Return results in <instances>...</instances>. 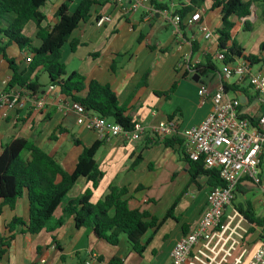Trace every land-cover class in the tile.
Here are the masks:
<instances>
[{
    "label": "crops",
    "instance_id": "obj_1",
    "mask_svg": "<svg viewBox=\"0 0 264 264\" xmlns=\"http://www.w3.org/2000/svg\"><path fill=\"white\" fill-rule=\"evenodd\" d=\"M79 1L70 0L68 14L73 12ZM63 2L64 0H48L44 3L39 9L44 17L41 27L51 26L56 22L54 12ZM158 2L163 9L153 13L150 18H145L143 11L129 18H122L110 6L109 0H105L102 5L93 6L87 20L78 23L71 32L68 41L78 43L75 50L70 52L67 42L60 51L64 68L70 67V72L80 75L86 81L93 80L100 85H107L117 104L125 109L131 120L145 127L144 134L138 140L101 137L96 132L84 130L75 123L73 113L62 115L61 104L68 100L58 90L47 96L41 112L32 111L26 104L23 109L9 112L5 119L0 118V138L5 136L8 143L15 138L31 141L54 158L67 173L73 170L81 151V146L73 145L70 138L76 139L85 147L99 142L93 160L102 177L91 190L90 202L100 199L109 186L125 188L124 198H130L129 206H143L151 216L163 218L160 225L153 234L149 231L144 233L140 239L143 250L136 254L129 249L123 236H119L117 244L111 246L102 239L94 238L88 229H75L70 217H64L60 221L62 203L39 233L21 234L16 228L0 258V264H37L40 258L46 264H82L88 253L95 254L102 264H108L111 259L120 264H167L175 242L191 230L203 212L209 186L203 176L190 180V164L183 153L179 135L157 141L150 138L148 131L168 118L179 129L194 126L211 112L209 97L201 100L197 91L201 86L207 89L208 95L215 91L220 82V63L213 59L217 53L214 38L204 40L199 27L202 26L214 37V30L219 27V14L217 9L209 10L207 1L202 8L179 20L177 30L174 31V26L164 18L162 11L172 16L174 10L188 5L189 0ZM262 12L264 5L251 3L249 15L234 20L230 35L241 49V56H252L258 61L251 64V70H258L264 75V21L260 18ZM105 15L109 16V22L100 27L94 26L95 18ZM245 21L250 24L249 31H242ZM31 27L30 44L37 48L40 42L34 38L36 30L32 23ZM246 33L251 35L250 40L241 47L242 34ZM237 36L241 42H236ZM3 43L4 40L0 39V47ZM192 44L196 45L193 53ZM253 46L257 50V57L250 53ZM3 53L6 58L14 60L19 70L26 67L27 64L23 61L28 55L26 52H19L14 45H8ZM205 58L210 59L214 68L198 76L194 68L202 67ZM9 74L7 64L0 55V80L10 77ZM40 76L39 72L38 79ZM193 76H196L197 81L191 80ZM41 85L44 87L36 94L38 97L48 86ZM225 86L237 88L233 92L227 91L226 96L239 99L240 114L253 119L264 114V105L259 106L254 102L248 86ZM244 88L247 93L240 91ZM157 93L164 95H155ZM248 96L253 98L250 103L247 101ZM51 134L52 140L49 139ZM1 146L2 144L0 150ZM247 182L249 181L245 179L238 182L232 202L225 209L224 215L230 214L234 205L239 204L234 203L236 194L247 191L243 187V183ZM262 186L264 184L257 186L261 194L257 201L259 211L249 201H244L250 204L257 218H264V209L260 205L264 198ZM87 188L89 184L86 180L78 178L66 194L65 201L77 198ZM13 217L26 222L27 201L24 195L16 200L13 210L7 206L0 208V239L7 237L4 226ZM248 228L250 226L243 220L241 239L226 264H231L232 259L241 251L244 254L240 264H246L259 242L264 240L259 228L252 227L253 231L249 234Z\"/></svg>",
    "mask_w": 264,
    "mask_h": 264
},
{
    "label": "trees",
    "instance_id": "obj_2",
    "mask_svg": "<svg viewBox=\"0 0 264 264\" xmlns=\"http://www.w3.org/2000/svg\"><path fill=\"white\" fill-rule=\"evenodd\" d=\"M47 1L0 0V39L4 40L0 47V55L10 72L5 88L17 90L21 95H24L25 91L38 94L44 87L39 83L38 73L40 72L46 76V84L56 85L59 93L68 100L78 103L100 118L119 125L123 130L130 131L135 122L131 120L125 109L117 104L109 87L93 80L86 81L74 72L65 74L64 66L60 61V51L64 44L68 42L67 47L70 52H73L78 45L76 41H68L71 32L78 23L87 20L93 6L102 5L105 0H80L71 14L67 11L70 0H64L54 12L53 17L56 22L51 26L41 27L44 17L39 9ZM206 1L209 3V10H218L219 27L214 30V42L217 52L224 56L223 64L232 63L239 58L250 64L258 63L252 56H241V49L232 40L230 32L234 26V20L249 15L251 3L264 5V0H189L188 5H182L174 10L173 15H177L181 20L200 8ZM148 4L156 11L163 9L158 0H148ZM260 18L264 21V12L261 13ZM28 22L32 23L36 30L34 38L40 42L37 48L32 47L30 40L21 34L23 26ZM249 29L250 24L243 22L242 31H249ZM8 45H14L19 52L30 55V62L24 69L19 70L14 60L6 58L3 49ZM195 50L196 45L192 44V53ZM262 63L264 64V61ZM213 68L214 65L210 59L205 58L203 66H195L194 72L201 76ZM235 89H237L235 86L223 88L225 93L233 92ZM246 89L249 90L248 87ZM246 89L240 91L247 93ZM155 95L161 96L164 93ZM252 99L248 96L247 101L250 103ZM255 119H249V121L253 123ZM49 139H53L52 134ZM70 140L73 145L81 146V151L70 173L63 171L54 158L48 156L29 140L15 138L1 146L0 208L7 206L13 210L16 200L24 195L27 201V219L24 223L13 217L5 224L7 237L0 239V258L12 240L16 228L21 234L39 233L62 203L60 221L64 217H70L75 229H88L94 238L102 239L111 246H115L119 236H123L129 249L136 254H140L143 250L144 246L140 243V239L144 233L149 231L153 234L160 225L163 218L157 219L151 216L143 206L133 208L129 206L130 198H124L125 188L109 186L100 199L91 203V190L96 187L102 177L93 160L100 143L94 142L85 147L74 138ZM189 164L191 181L203 176L210 188L221 186L216 171L204 170L201 161H189ZM78 178H84L89 188L77 198L65 201L66 194ZM234 210L250 226L247 230L248 234L253 231L252 227H255L260 229L264 237V218L255 217L248 202L234 205ZM263 237L261 236L260 239ZM108 264L120 263L111 259Z\"/></svg>",
    "mask_w": 264,
    "mask_h": 264
},
{
    "label": "built area",
    "instance_id": "obj_3",
    "mask_svg": "<svg viewBox=\"0 0 264 264\" xmlns=\"http://www.w3.org/2000/svg\"><path fill=\"white\" fill-rule=\"evenodd\" d=\"M147 2L148 0H109L110 6L122 18H129L141 11L145 13V18L152 17L157 11L147 5ZM162 14L176 31L178 16H169L166 11H162ZM109 20L107 15L98 17L94 20V26L100 27ZM199 31L204 40L214 38L202 26ZM213 59L220 63V82L210 95L203 86L197 91L201 100L209 97L211 112L194 126L179 129L173 120H165L148 131L150 138L157 141L179 135L186 159L190 162L201 161L203 169L216 171L221 182V186L209 187L203 212L191 230L175 242L167 264H226L241 239L243 219L235 210L228 215H224V211L230 206L239 181L245 179L256 186L261 184L258 166L264 156V114L251 123L249 119L253 118H244L238 111L239 99L227 97L223 88L226 84L246 85L254 96V102L261 106L264 105V75L258 70L253 72L251 64L241 58L223 64L224 56L217 52ZM23 61L25 64L29 63L30 55L24 57ZM8 81L9 77L0 80L2 119L9 112L23 109L26 104L32 111L41 112L47 96L58 90L53 84L48 85L40 97L28 91L21 95L17 90L5 88ZM61 112L62 115L73 113L78 126L96 132L101 137H120L127 141H136L145 132V127L139 123H134L130 131H125L119 125L98 117L70 100L61 104ZM260 205L264 209V198ZM243 254L241 251L232 259L231 264H240ZM37 264H46V261L40 258ZM82 264L102 262L98 261L95 254L88 253ZM246 264H264V240L259 242Z\"/></svg>",
    "mask_w": 264,
    "mask_h": 264
},
{
    "label": "rangeland",
    "instance_id": "obj_4",
    "mask_svg": "<svg viewBox=\"0 0 264 264\" xmlns=\"http://www.w3.org/2000/svg\"><path fill=\"white\" fill-rule=\"evenodd\" d=\"M202 5L200 6V8H202ZM31 29H32L31 23L30 22L26 23L23 26V28H22V33H21L22 36L29 39L30 38V31H31ZM255 31H256V29H255ZM242 36H243V41L242 42L240 40V37L237 36V38H236V42L237 41L241 42V44H240L241 47H243L244 44H246V43L249 42L251 35H249L248 33H246V34H242ZM250 53L253 56H256L257 57V50H256L255 46H253V48L251 49V52ZM60 61L63 63L62 58L60 59ZM70 69H71L70 67H66V68H64V72L66 74H68L70 72ZM39 82L41 84H46L47 83L46 82V76L44 74H42V73H41V76L39 78ZM8 141L9 140H7L5 138V136L2 137V138H0V144H2V146L3 145H6L8 143ZM259 171H260V174H259L260 175V182H261V184H264V156L261 157ZM243 187H245V189H247V191L244 194H236V197H235V200H234L235 202L234 203L236 204V203H242L244 201H249L252 204V206L255 208V210H258L259 211V206L257 204L258 199L261 197V194L259 192V189L257 188L256 185H253L250 182L243 183Z\"/></svg>",
    "mask_w": 264,
    "mask_h": 264
},
{
    "label": "water",
    "instance_id": "obj_5",
    "mask_svg": "<svg viewBox=\"0 0 264 264\" xmlns=\"http://www.w3.org/2000/svg\"><path fill=\"white\" fill-rule=\"evenodd\" d=\"M191 80L194 81V82L197 81L196 76H193V77L191 78Z\"/></svg>",
    "mask_w": 264,
    "mask_h": 264
}]
</instances>
